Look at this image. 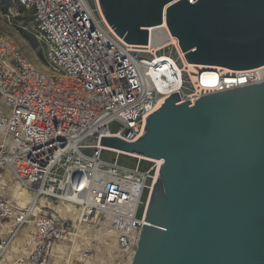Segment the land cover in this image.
Returning <instances> with one entry per match:
<instances>
[{"label":"built area","instance_id":"2783aa9c","mask_svg":"<svg viewBox=\"0 0 264 264\" xmlns=\"http://www.w3.org/2000/svg\"><path fill=\"white\" fill-rule=\"evenodd\" d=\"M15 2L34 16L47 67L29 63L13 40L0 34V178L12 175L39 197L77 196L81 201L75 205L83 212L70 221L41 211L30 221L29 209L26 216L18 215L0 192V229L12 219L21 226L31 223L36 243L17 264H51L56 245L73 241L84 224L95 226L103 219L118 250L133 260L164 161L101 145V138L136 141L146 117L171 93L178 91V104L190 99L193 106L195 97L264 81V65L232 70L188 63L166 22L172 3L164 8L162 24L145 28L148 44L139 45L115 32L99 0L96 7L90 0ZM207 73H216L218 82H206ZM170 86L172 92L166 90ZM115 120L122 126L112 133L109 125ZM103 151L134 157L137 165L123 167L117 158L104 162ZM142 161L150 163L145 171ZM5 244L0 237V260Z\"/></svg>","mask_w":264,"mask_h":264},{"label":"water","instance_id":"95a60500","mask_svg":"<svg viewBox=\"0 0 264 264\" xmlns=\"http://www.w3.org/2000/svg\"><path fill=\"white\" fill-rule=\"evenodd\" d=\"M99 0L130 44L149 42L164 8L190 64L264 65V0ZM178 104L177 92L146 117L133 142L101 145L163 160L131 264H264V81Z\"/></svg>","mask_w":264,"mask_h":264},{"label":"rangeland","instance_id":"374dc122","mask_svg":"<svg viewBox=\"0 0 264 264\" xmlns=\"http://www.w3.org/2000/svg\"><path fill=\"white\" fill-rule=\"evenodd\" d=\"M90 4L92 7H96L95 0H90ZM0 34L9 36L13 40L16 49L19 51V53L22 55V57L25 60L27 59L29 63L35 66H38L40 68L47 67V63L45 59L46 47L36 36L37 31H36L34 16L31 12L26 11L25 8L18 5L15 2V0H0ZM167 52L169 51L167 50ZM173 55L175 57V53ZM121 126H122L121 122L117 120L112 121L109 125L110 132L112 133L117 132ZM116 158H117L119 165L123 167L135 168L137 165L136 158L130 157L125 154H121V153L117 154L116 152L103 151L102 156H101V159L107 163L114 162ZM149 167H150V163L147 161H142L140 164V169L142 171L147 170ZM11 178L8 180L9 186L3 190H0V192H2L1 194L4 195L6 198H8V200L14 206L15 212L18 215H20V214L26 213V210L23 209L19 204H17V202L13 198L14 195H16L17 193H20L19 191H22V189L23 191H29L32 193L33 191L31 189L30 190L26 189L23 186H21L18 182H15L12 175H11ZM146 195H147V191H144L143 200H145ZM60 200H61L60 198L58 199L56 198V199H52L51 202L54 205H59L62 203L61 201H63V200L61 201ZM142 210H143V205H141L139 208V212H138L139 216L141 215ZM42 211L53 214L58 220L63 219V217L59 214V212H57L53 207H50V206L42 207ZM34 217L35 215L32 214L30 221H33ZM69 220L71 221V219ZM93 227L94 226H90V228H84V230L83 228L81 229V232H80L81 234L80 233L79 234L83 237L82 239L79 240L80 243L78 242L77 244H75L74 243L75 239H74L73 241L60 244L62 245L63 256L65 258L62 257L60 259L61 262L60 260L58 261L59 264H65V263L66 264H87L86 262L87 260L85 259H88L89 257L91 261L90 264H114V261H119V257L117 256H121V253L117 252V249H116V252L115 251L111 252L109 250L102 251V246L98 244L99 240L97 242L95 241L97 240V238H95L96 234L94 232L95 229H93ZM31 228H32V225L29 223L28 224L25 223L24 225H22L18 232V235H19L18 237H25V234L23 233V231L27 232V230ZM92 229H93V232H92ZM31 234L33 235V230ZM84 235L86 239H88L89 236H91L90 237L91 243H89V245L84 243L83 241L85 238ZM91 238H95V239H91ZM73 245H75L77 249H80L78 252L79 256L78 257L75 256L70 259L69 254L71 250L74 248ZM22 249L20 251L18 250L19 251L18 255L19 257L21 256L20 258L26 257L30 253L28 251V255H24L26 253V250H22ZM114 257L115 258L117 257L118 259L117 258L115 259ZM4 258L5 256L2 254V257H1L2 261L0 260V264L6 263L4 261ZM17 259L18 257L14 258V261H13L14 264H17V261H18ZM66 259L67 260L70 259V261L69 260L67 261Z\"/></svg>","mask_w":264,"mask_h":264},{"label":"bare ground","instance_id":"6f19581e","mask_svg":"<svg viewBox=\"0 0 264 264\" xmlns=\"http://www.w3.org/2000/svg\"><path fill=\"white\" fill-rule=\"evenodd\" d=\"M153 39H154V37L152 36L151 37V43H153ZM157 39H159V38H157ZM157 45H159V44H157ZM155 67L156 66H154V68ZM155 72H156V74H161V72H162L161 68H155ZM260 76H261V78L264 77V69L261 71ZM205 77H206L205 81L208 82L209 84H215L218 82V76L216 75V73H207V75ZM171 87H173V86L168 87L166 90H168V92H172L173 90L170 89ZM161 102H163V101L161 100ZM10 178H11V175H9V174L1 176V178H0V189L1 190L5 189L6 187L9 186L8 180ZM14 180H15V182H18L24 188L29 189L26 185L22 184L18 179L14 178ZM20 185H18V186H20ZM19 192L20 193H17L16 195H14L13 198L15 199L17 204H19L23 209H25V210L29 209L27 212V216L30 214L38 215L42 211V207H48V206L53 207L57 212H59V214L64 219L69 218L73 221H77L82 215L83 210L81 211V209L77 205H75L76 201H78V202L81 201L77 196L72 195L68 198V200L61 198V200H63V201L60 200L62 203L59 205H54L51 202L52 199L47 198L45 196L39 197L35 193L29 192V191H23V189H22V191H19ZM90 208H91V205L89 206L88 211H90ZM87 213H89V212H87ZM23 214L26 216V213H23ZM20 227H21V225L18 223V221L16 219H12L11 221L4 222L1 229H0V237L5 238V240H6V244L4 246V251H3V255L5 256L4 261L6 262L5 264H14L13 263L14 258H16V257L20 258L21 257V256L19 257L18 252L22 248H23L22 250H26V253L23 251L25 253L24 255H28V251L30 252V250L32 249V247L36 243V237L31 234L33 228L28 229L27 232L23 231V233L25 234V237H18L19 236L18 232L20 230ZM83 227L84 228H90L89 224H84ZM84 228H83V230H84ZM93 229H95V231H94L96 234L95 238H97V240H95V241L97 242L99 240L98 244L100 246H102V251L109 250L111 252H113V251L116 252V249H117V252L121 253V256H117V257H119V261H114V264H131L132 263V258L130 256H127L126 254H124L123 252L118 250V248H117V246H116V244L112 238V234H111V231H110V228L108 226L107 221L101 219V221H99L98 223L95 224ZM93 229H92V232H93ZM82 233H83V231H82ZM80 234L75 235V237H76L75 241H74L75 244H77L78 242L80 243L79 240L82 239V237H83ZM84 237H85V235H84ZM90 237L91 236H89L88 239H86V237L84 238L83 241L85 244L89 245V243H91ZM95 238H91V239H95ZM61 244H63V243H61ZM23 245H24V247H23ZM73 246H74V248L71 250V252L69 254L70 259L72 257H75V256L78 257L79 256L78 252L80 249H77L75 247V245H73ZM85 246H87V245H85ZM62 249H63L62 245H60V244H58V246H56L54 248L53 253H52V263L51 264H59L58 261L62 257H64ZM70 259H68V260L70 261ZM85 260H87L86 261L87 264L91 263L90 257L88 259H85ZM60 262H61V260H60ZM1 264H3V263H1Z\"/></svg>","mask_w":264,"mask_h":264}]
</instances>
